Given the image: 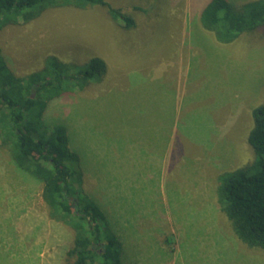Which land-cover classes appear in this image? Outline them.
Returning a JSON list of instances; mask_svg holds the SVG:
<instances>
[{
    "label": "rangeland",
    "instance_id": "obj_1",
    "mask_svg": "<svg viewBox=\"0 0 264 264\" xmlns=\"http://www.w3.org/2000/svg\"><path fill=\"white\" fill-rule=\"evenodd\" d=\"M109 1L136 24L100 6H59L6 26L0 45L19 75L48 56L105 61L97 81L53 100L45 119L66 125L122 263L264 264L215 197L220 172L255 158L248 134L264 103V26L221 42L200 22L209 0ZM42 188L0 145V264H73L75 232L49 216Z\"/></svg>",
    "mask_w": 264,
    "mask_h": 264
},
{
    "label": "trees",
    "instance_id": "obj_2",
    "mask_svg": "<svg viewBox=\"0 0 264 264\" xmlns=\"http://www.w3.org/2000/svg\"><path fill=\"white\" fill-rule=\"evenodd\" d=\"M59 6H100L125 27L136 24L131 13L109 0H0V32ZM200 22L217 40L233 41L264 26V0L242 4L209 0L200 12ZM105 70L106 63L98 56L83 65L48 56L39 70L19 75L0 45V145L9 150L18 170L43 183L49 216L74 230L68 251L73 264H123V245L100 203L84 189V171L70 147L66 125L49 124L45 112L53 100L83 90ZM252 117L248 142L255 158L220 172L215 197L237 238L250 248L264 250V103L252 109Z\"/></svg>",
    "mask_w": 264,
    "mask_h": 264
},
{
    "label": "crops",
    "instance_id": "obj_3",
    "mask_svg": "<svg viewBox=\"0 0 264 264\" xmlns=\"http://www.w3.org/2000/svg\"><path fill=\"white\" fill-rule=\"evenodd\" d=\"M161 133H162V128H160V134H159V137H158V140L160 139V147L162 146V135H161Z\"/></svg>",
    "mask_w": 264,
    "mask_h": 264
}]
</instances>
